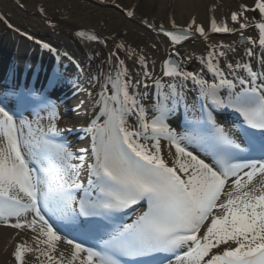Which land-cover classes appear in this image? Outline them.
<instances>
[{
    "label": "snow or ice",
    "instance_id": "obj_1",
    "mask_svg": "<svg viewBox=\"0 0 264 264\" xmlns=\"http://www.w3.org/2000/svg\"><path fill=\"white\" fill-rule=\"evenodd\" d=\"M240 7L231 13L238 30L250 26L248 11L264 18V0H255L253 8ZM134 14L126 10L128 17ZM172 25L175 29L174 21ZM210 25L216 33L237 31L227 23L218 26L215 18ZM255 26L258 44L264 47V22ZM160 30L173 43L195 33L207 39L205 27L194 18L179 33L163 26ZM76 35L104 43L95 34ZM246 40L256 43L251 36ZM43 47L50 49L47 43ZM224 48L234 51L229 45H214L207 58H201L213 74L212 82L186 71L179 52L168 57L163 74L181 83L162 86L156 80L163 90L151 109L131 91L132 78L117 56L111 72L94 77L98 84L102 77L104 82L95 100L99 118L87 128L93 139L92 162L87 164L84 155L74 157L61 142V133L74 129L58 126L61 115L46 89L13 84L0 90V225L30 231L35 244L18 243L12 253L15 264H26L25 253L35 254L40 264H45L40 257L47 264H125L122 257L142 258L136 264H164L155 259L161 253L170 254L164 258L167 264H172L171 257L176 264H264V73L248 64L222 67ZM247 54L251 57L253 50L248 48ZM138 59L147 69L146 58ZM144 76L151 78L148 71ZM64 79L53 71L48 87ZM189 80L203 101L200 117L186 119L184 130L177 131L169 121L181 104L185 115L195 108H189L183 94V82ZM221 109L242 118L238 136L218 123L214 112ZM26 112L35 113V120L27 119ZM133 116L134 126L129 124ZM162 140L174 148L168 154L171 163L161 153ZM73 159L81 163L73 165ZM85 166L86 185L79 178ZM257 176L261 179L254 182ZM141 202H146L142 214L132 223L120 222L121 212ZM60 244L69 246V257L55 255Z\"/></svg>",
    "mask_w": 264,
    "mask_h": 264
},
{
    "label": "bare ground",
    "instance_id": "obj_2",
    "mask_svg": "<svg viewBox=\"0 0 264 264\" xmlns=\"http://www.w3.org/2000/svg\"><path fill=\"white\" fill-rule=\"evenodd\" d=\"M254 2L255 0H0V14H3L10 23L4 25L0 23L3 27H0V54L6 59L11 51V55L15 54L17 57H21V61L11 64V68L6 66L5 60L3 63L0 62V67H3L4 70L8 67V72H15V69H17L20 79L25 72H37L40 68V65H28L30 59L27 55L30 54L31 58H37L39 51L36 49L32 51V38H28L26 34H21L20 31H15L16 27L20 30L28 31L30 37L33 36L35 38V35H33L35 33L42 39L45 37L50 38L51 41L56 42L58 45L64 46L68 50L74 49L80 53L81 51L85 52L88 46L86 43L75 40V38L77 40L81 39L76 33L90 28L95 32V35L100 36L104 41L95 50L97 52L95 53L97 60L100 62V71L111 72L113 67L117 65L116 57L118 56L119 59L125 61L133 82L131 91L135 93L140 90V83L136 84V81L147 82L149 87L155 85V81L161 76L160 67L174 52L180 53V58L184 61L183 67L186 71L198 72L204 79L212 82L214 79L213 74L205 64L201 63V58L206 59L214 45H229L234 49V51H229L228 48L223 49L227 55L220 58L222 67L227 63H241L251 65L255 71L264 73V47L258 44L259 30L255 26L259 19L264 20V18L257 11L246 12L245 17L250 26L243 30H238V24L231 21V13L233 11H240L241 5L253 8ZM126 10H133L134 16L128 18ZM193 18L197 24L205 27L207 39L199 33H195L181 43H173L169 37L160 32L161 26L173 29L172 21L175 22V29L186 28ZM212 18L216 19L218 26L227 23L229 28L237 29V31L231 33L212 32L210 25ZM194 28L195 25L193 26V31ZM241 32L245 38L251 36L256 40V43L250 44L247 42L240 45L238 40L241 37ZM121 43L125 45L124 49L117 48V45ZM248 48L253 50L254 55L251 57L247 54ZM129 49L134 50L135 55H129ZM113 53H116V56H113ZM141 55L146 58L147 69L142 67L139 62L138 58ZM46 56L47 54L42 55V57ZM48 57L50 59L53 55L50 54ZM75 57L77 59L74 57L64 58L63 65H69V71L77 79L81 74V70H84L85 64L80 59L83 57L81 54L75 55ZM49 62L52 64V59ZM101 65H103V69H101ZM145 71L151 74V78L144 76ZM47 72L50 74V71ZM1 73L3 75L4 71ZM241 74L247 75L246 72H241ZM87 77L88 74L84 73L82 80L86 81ZM68 80L69 78L65 77L63 83H68ZM172 80V84L179 86L181 83L177 79L173 78ZM103 82L102 77L100 84ZM191 82L190 80L185 81L183 85L186 86ZM0 85L8 87L6 82ZM75 87L80 90L79 99L80 97L84 99L86 97L84 94L86 88H84L83 82L79 81L76 85L72 84V88L67 86V89L74 91ZM87 97L91 101L88 95ZM96 97L94 94L92 95L93 103H95ZM147 97H151L153 100L154 94L150 93ZM187 99L188 102L190 97L188 96ZM194 101L197 105V111H199L198 98L194 97ZM53 102L57 105L61 115L58 121V126L61 129L68 127L69 123L78 124L79 122L87 121L90 124L92 121L86 114L73 115V118L64 117L62 116L65 113L64 105L58 100ZM142 103L146 108L151 109L154 101L146 102L143 99ZM182 108L180 107L178 113L171 119V126L176 128L177 131H183V120L190 119L188 114L185 116L180 114ZM40 115L46 117V113L41 112ZM97 115H99L98 110ZM177 117H180V119H177ZM35 118L36 116L28 119L35 120ZM135 119V116L130 117L129 124L134 126ZM219 120L218 122L226 128L230 127L223 124L224 122L221 119ZM229 120L234 122L231 117ZM102 122L103 119L100 118V123ZM42 123L46 126L47 119L45 118ZM33 127L35 128V124ZM73 138V135H71L70 139L72 140ZM87 143L88 140H82L77 143V149H85V152L75 156L84 155L86 164L92 162V155L88 151L89 146H87ZM169 152H174V148H170L167 142L162 140L161 153L171 163ZM76 163L79 165L81 162L78 159H73L72 164L75 165ZM87 172L86 166L80 168L79 178L80 175H86ZM260 179L257 176L254 182H258ZM33 235L27 230L20 232L19 230L0 225V264H15L12 253L18 243H25L26 246L35 247L32 240ZM59 252H63L66 258L70 256V248L67 245H58V251L55 255L58 256ZM25 260L26 264H40L33 253H25ZM40 260H44L45 264H47L44 257H40ZM172 264H176L175 259Z\"/></svg>",
    "mask_w": 264,
    "mask_h": 264
},
{
    "label": "rangeland",
    "instance_id": "obj_3",
    "mask_svg": "<svg viewBox=\"0 0 264 264\" xmlns=\"http://www.w3.org/2000/svg\"><path fill=\"white\" fill-rule=\"evenodd\" d=\"M257 14V13H256Z\"/></svg>",
    "mask_w": 264,
    "mask_h": 264
}]
</instances>
